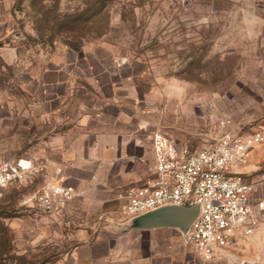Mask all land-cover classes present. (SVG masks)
I'll list each match as a JSON object with an SVG mask.
<instances>
[{"label":"rangeland","instance_id":"1","mask_svg":"<svg viewBox=\"0 0 264 264\" xmlns=\"http://www.w3.org/2000/svg\"><path fill=\"white\" fill-rule=\"evenodd\" d=\"M227 131L264 132V0H0V160L50 157L82 194L51 215L25 203L38 180L4 192L0 264H264V217L212 261L111 223L156 132L203 148ZM247 176L264 198V164Z\"/></svg>","mask_w":264,"mask_h":264},{"label":"built area","instance_id":"2","mask_svg":"<svg viewBox=\"0 0 264 264\" xmlns=\"http://www.w3.org/2000/svg\"><path fill=\"white\" fill-rule=\"evenodd\" d=\"M152 141L153 175L121 194L123 218L164 204H201V215L183 238L205 261L225 254L239 236L257 232L264 217V198L252 202L256 184L235 168L246 164L250 152L264 142L263 131L247 136L227 131L203 148L180 143L162 132H156ZM37 180V189L25 203L48 214H60L80 195L64 166L50 157L0 160V196Z\"/></svg>","mask_w":264,"mask_h":264},{"label":"water","instance_id":"3","mask_svg":"<svg viewBox=\"0 0 264 264\" xmlns=\"http://www.w3.org/2000/svg\"><path fill=\"white\" fill-rule=\"evenodd\" d=\"M202 213V205L164 204L120 222L112 221L117 231L172 229L186 235Z\"/></svg>","mask_w":264,"mask_h":264},{"label":"crops","instance_id":"4","mask_svg":"<svg viewBox=\"0 0 264 264\" xmlns=\"http://www.w3.org/2000/svg\"><path fill=\"white\" fill-rule=\"evenodd\" d=\"M104 144H101L100 143V149L102 148L103 150H105V149H108V144L106 143V142H103ZM117 142L115 141V147H118V148H120V149H129L130 147L131 148H137L136 147V144H135V142L133 141V142H128V141H123V140H119L118 141V143L116 144ZM257 147H259V149H258V151H257V153H256V157L254 158V159H250V161H249V163L246 165V164H244V165H241V166H238V167H236L235 168V171H238V172H241V173H243L248 179H249V177L247 176V172L248 171H251V170H253L254 168H256L258 165H263L264 164V142L262 143V144H260V145H258ZM256 147V148H257ZM256 148H254V149H256ZM253 149V150H254ZM252 150V151H253ZM251 151V152H252ZM251 152H250V154H251ZM250 154H249V156H250ZM104 155V154H103ZM249 156H248V159H249ZM152 176V175H151ZM150 176V177H151ZM149 177V178H150ZM143 178L141 177V175L139 174V173H136V172H132V171H129L128 173H127V178H126V180L127 181H133L132 183L134 184H139V183H142V182H144L145 180H147V179H143ZM70 181H71V179H70ZM72 183V182H71ZM73 184V183H72ZM82 194H81V192H80V195H79V197H82L81 196ZM84 195V194H83ZM113 197L114 196H116V195H112ZM113 197H111L110 195H108V198H105L104 200H106V201H104V210L105 211H112V210H115L117 207H118V199H113ZM262 199V198H261ZM77 200V199H76ZM75 200V201H76ZM81 200H84L83 198L81 199ZM260 199H256V191H255V193H254V195H253V199H252V202L255 204V203H257L258 201H259ZM75 201L71 204V205H73L74 203H75ZM70 205V206H71ZM116 230V229H115ZM170 230H172V229H157V230H148V231H139V230H129V231H123V232H121V231H117L116 230V233H119L120 235H128V234H132V233H139V234H142V235H145V234H161V233H165V232H168V231H170ZM176 231V230H175ZM181 235V234H180ZM136 237V236H135ZM181 237L183 238V236L181 235ZM184 239V238H183ZM136 253H138V252H136ZM109 255V254H108ZM109 257V256H108ZM140 258V259H139ZM144 258L143 257H141V256H139L138 257V261H142Z\"/></svg>","mask_w":264,"mask_h":264}]
</instances>
